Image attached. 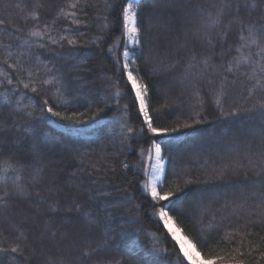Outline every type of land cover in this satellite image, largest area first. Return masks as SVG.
I'll use <instances>...</instances> for the list:
<instances>
[{
	"label": "trees",
	"instance_id": "trees-1",
	"mask_svg": "<svg viewBox=\"0 0 264 264\" xmlns=\"http://www.w3.org/2000/svg\"><path fill=\"white\" fill-rule=\"evenodd\" d=\"M37 2L0 0V20L5 21L0 25V44L12 45L13 59L8 64H14L23 53L21 63L38 71L42 79L51 76L45 74V66L59 69L66 88L58 101L53 85L37 83L36 93L21 85L20 93L26 94L23 102L31 98L36 116L44 99L54 110L67 114L89 108L104 110L97 121L83 125L47 114L39 122L40 139L26 137L18 144L20 133L13 125L37 122L8 107L4 98L12 95L8 90L15 89L18 80L28 83L29 78L4 64L7 57L0 48V81L6 73L13 80L12 85H0V148L5 156L15 153L31 159L35 143L42 149L37 163L44 165L43 183L28 188L30 199H17L6 209L0 207V247L14 244L22 232L27 237L23 256H16L19 261L28 257V264H47L49 258L63 259L64 264H172L178 255L172 254L174 242L152 217L150 197L142 189L152 162L141 152L151 148L153 140L161 144L165 156V187L185 188L172 198L173 207L183 210V217L171 210L170 214L176 217L183 235L199 232L207 239L201 255L209 250L226 252L229 246L245 251L249 241L252 246L258 243L259 236H264V115L258 107L264 94L257 90L249 96L252 83L244 75L220 70L231 58L228 48L234 43L235 30L227 38L222 35L226 28L214 30L209 45L194 35L199 12L185 0H175L176 6L171 8L165 6V0L145 3V26L150 23L154 27L144 35L143 55L137 58L136 66L149 86L147 100L153 125H193L157 136L147 131L138 113V101L118 71L116 57L123 52L124 38L116 5L125 0H107L111 8L103 7L105 0H88L91 7L80 14L79 26L56 19L67 0H39L44 5L39 10L40 23L52 25L53 35L69 34L62 29H72L80 46L28 49L23 42L36 22L27 16ZM215 2L195 0L205 6ZM251 19L259 20V13ZM189 50L207 57L210 66L205 69L201 65L189 73L184 67ZM178 55L184 58L181 65L170 66ZM224 75L228 77L225 95L220 96ZM116 92L120 93L118 98ZM229 111L240 114L226 116ZM121 125L130 127L132 133H122ZM185 180L194 183L185 187ZM36 192L58 202L59 211L53 213L50 204L37 203ZM49 221L53 223L49 225ZM228 233L235 239L225 240ZM240 233L246 237L242 246ZM258 258L256 252L246 257L253 264Z\"/></svg>",
	"mask_w": 264,
	"mask_h": 264
},
{
	"label": "snow or ice",
	"instance_id": "snow-or-ice-1",
	"mask_svg": "<svg viewBox=\"0 0 264 264\" xmlns=\"http://www.w3.org/2000/svg\"><path fill=\"white\" fill-rule=\"evenodd\" d=\"M148 0H125L124 3L116 5L119 8L120 26L122 28V36L124 38L123 52L120 56L116 57L119 64V74L122 79L125 80L126 85L130 86L129 90L134 95V100L138 101V113L142 114L143 121L147 126V131L157 136H164L170 133H176L180 131V128H189L193 125L183 124L178 127H164L157 128L153 125V116L149 111V105L147 97L149 95V86L143 81V78L139 76L140 69L137 65V58L143 55L142 40L145 33L151 32L153 29L152 24L145 26V19L142 15V10L145 3ZM186 3L192 5L193 9L199 12V19L194 26V35L197 38H202L207 44L211 45L213 42L212 32L218 28H226L227 32L222 33L227 38L228 33L235 30L234 43L228 48V54L231 58L226 61L224 65H221L220 70L224 73H230L233 75L242 74L245 78L252 83V87L248 89L249 96H252L257 90L264 94V0H217L208 6L204 4H197L195 0H185ZM166 7L176 6L175 0L169 3L165 0ZM16 7H20L17 5ZM44 7L43 3L38 2L33 6L32 11L28 13L27 18L32 19L36 23L28 31V39L23 44L28 49H45L50 45H56L60 48H78L80 42L76 35H72V29H62V32L69 34L57 33L53 35L54 28L48 23H40L39 10ZM91 5L88 0H67L65 6H62L56 14V19L71 20L73 25L79 26L82 23L80 14L84 13L85 9L90 8ZM104 8H111L107 0H105ZM259 13V20L253 21L251 19L254 13ZM225 17L228 18V23H225ZM5 23L4 20H0V25ZM55 20L53 21V25ZM77 33L80 29L75 30ZM18 47L20 45H17ZM185 44L182 47H186ZM11 44H0V48L4 49L6 59L4 64L9 68L17 69L20 74L27 73L29 82L25 83L24 80H18L15 89H9L12 93L10 96H5L4 103L11 108H14L17 113H23L30 121H36L37 123L15 124L17 132L20 133L19 140H24L26 137L32 141L40 139L39 122L44 120L47 114H51L52 117L59 118L64 121H68L74 124H88L89 122L97 121L100 117V113L104 109L89 108L87 111L76 112L72 111L71 114L66 112L56 111L53 106L49 104L48 99H44L39 109V116L35 115L36 105L31 103L29 98L27 103H24L25 95L20 93V86L23 89L29 90L32 93L38 92V88L35 86L37 83L53 85L56 89L54 95L59 101L63 95L62 90L66 88L65 80L59 69H53L52 67L45 66L43 69L45 74H51L49 79H42L39 72L36 70H30L24 67L21 63L20 57L23 53L19 54L14 64H8V61L13 59V54L9 50ZM119 47V45H117ZM112 51V49H109ZM38 59V57H37ZM184 58L177 56L172 67H179ZM207 68L210 66V60L207 57L199 56L194 50H189V58L184 64L185 69L191 73V71L198 66ZM135 66V67H134ZM38 67V66H37ZM227 75L221 78V86L219 89L220 96L225 95V81ZM12 85L13 80L10 75L5 74V80L0 81V85L3 84ZM19 94V99L17 95ZM117 98L120 96L119 92L114 94ZM219 104V99L217 100ZM63 106L67 107V101L63 102ZM254 108L256 105L253 106ZM258 107L261 110V115H264V100L258 102ZM245 111H252V109H246ZM239 111H229L226 116H237ZM202 123L203 121H197ZM0 131H3L0 129ZM121 132L130 134L132 129L121 125ZM2 138V137H0ZM46 141L41 140V143ZM33 154L31 159H25L23 157H17L15 153H11L7 156L4 155L3 149L0 148V207L8 208L11 203L17 199H30L32 193L28 191L29 187H35L40 185L44 180V165L37 163L42 149L39 145L32 144ZM154 152V167L149 178L143 183L142 189L147 197H150L152 205V217L155 219L159 227L164 231V235L169 237L174 242L173 255L176 256V261L172 264H253L252 260L246 259L250 257L253 252L258 253V259L255 260V264H260L264 261V236H259V242L252 246V242L249 241V248L245 251H241L240 247L232 248L229 246V250L226 252L209 250L206 255H201V249L208 244L199 232L190 233L187 235H181L183 229L176 226V217L170 214L176 212L178 217H183V210H177L173 207V197L183 193L185 188L179 185L165 187V156L163 155V149L161 144L156 140L152 141L151 148L142 150L141 155L147 156L149 160H153ZM127 167V165H126ZM25 176L28 177L25 180ZM194 183L192 180H185V187ZM37 203L50 204V211L55 213L59 211L58 202H53L40 197L39 192H36ZM79 211V208L77 207ZM71 211V209H69ZM88 215V214H85ZM89 219L91 217L89 216ZM49 225L53 222L49 221ZM211 228L212 225L207 226ZM53 236H57V232H52ZM60 235H63L61 232ZM245 234L240 233V245H243ZM27 239L22 232H19L16 236V242L10 246L0 247V264H28V257H25L23 261L17 260L16 254L23 256V241ZM235 235L228 233L225 236V240H233ZM6 254V255H3ZM47 264H64L63 259L53 260L48 259Z\"/></svg>",
	"mask_w": 264,
	"mask_h": 264
},
{
	"label": "rangeland",
	"instance_id": "rangeland-1",
	"mask_svg": "<svg viewBox=\"0 0 264 264\" xmlns=\"http://www.w3.org/2000/svg\"><path fill=\"white\" fill-rule=\"evenodd\" d=\"M154 152H153V160H151V162H152V164H151V168H150V170H149V173H151V170H152V166H153V164H154ZM165 167H166V162H165ZM148 173V174H149Z\"/></svg>",
	"mask_w": 264,
	"mask_h": 264
},
{
	"label": "bare ground",
	"instance_id": "bare-ground-1",
	"mask_svg": "<svg viewBox=\"0 0 264 264\" xmlns=\"http://www.w3.org/2000/svg\"><path fill=\"white\" fill-rule=\"evenodd\" d=\"M153 162H154V161H153ZM153 167H154V164H153V166H152V170H153ZM152 170H151V171H152ZM181 235H183V233H182V232H181Z\"/></svg>",
	"mask_w": 264,
	"mask_h": 264
}]
</instances>
